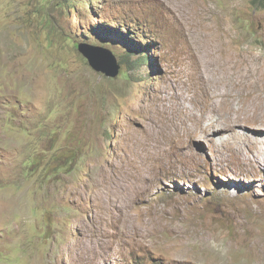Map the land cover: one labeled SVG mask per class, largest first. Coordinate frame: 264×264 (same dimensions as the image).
I'll use <instances>...</instances> for the list:
<instances>
[{
    "label": "rangeland",
    "instance_id": "obj_1",
    "mask_svg": "<svg viewBox=\"0 0 264 264\" xmlns=\"http://www.w3.org/2000/svg\"><path fill=\"white\" fill-rule=\"evenodd\" d=\"M262 3L0 0V264H264Z\"/></svg>",
    "mask_w": 264,
    "mask_h": 264
},
{
    "label": "bare ground",
    "instance_id": "obj_2",
    "mask_svg": "<svg viewBox=\"0 0 264 264\" xmlns=\"http://www.w3.org/2000/svg\"><path fill=\"white\" fill-rule=\"evenodd\" d=\"M202 83H203L202 96L211 94L209 91L210 88L207 85V83L205 81H202ZM166 97L169 98V95L164 94L163 98L166 99ZM171 105H172L173 110L182 111L181 120H182V123L185 125V128L188 129V132L191 131L192 127L198 126L207 134L208 133H210V134L220 133V132H227V135L231 133L233 136H236V135L238 136L240 134L237 130L233 129L232 122L230 120H229L227 126H226V123H224L220 120H217V119L211 120L207 125H202L201 116L204 115L207 117L214 118L215 116L218 115V112L220 111L219 105H217V103L214 102V100L210 96H207V98L205 99L203 107H201V109L199 110L203 115L202 114L200 115L199 111L196 113V110H194L191 107L185 108L183 105V102L179 98H177L175 101H173L171 103ZM254 113H257L259 115L264 116V96L260 99V101L250 111L245 112V118L250 119L251 115ZM204 116H203V118H204ZM251 141H253V140H251ZM251 141H249V142H251ZM256 142L257 141H255L254 143H256ZM251 144H253V143H251ZM256 146H257V144H256ZM253 152H254V150H253Z\"/></svg>",
    "mask_w": 264,
    "mask_h": 264
},
{
    "label": "water",
    "instance_id": "obj_3",
    "mask_svg": "<svg viewBox=\"0 0 264 264\" xmlns=\"http://www.w3.org/2000/svg\"><path fill=\"white\" fill-rule=\"evenodd\" d=\"M82 55L87 59L88 64L97 71H103L106 75H115L117 73V67L110 68L105 64L102 58L96 56V52L103 54L107 60L114 62V57L112 54L105 49H98L96 47H91L86 44H79L78 46Z\"/></svg>",
    "mask_w": 264,
    "mask_h": 264
},
{
    "label": "trees",
    "instance_id": "obj_4",
    "mask_svg": "<svg viewBox=\"0 0 264 264\" xmlns=\"http://www.w3.org/2000/svg\"><path fill=\"white\" fill-rule=\"evenodd\" d=\"M252 1V3L254 4V5H259V6H262L263 5V0H251ZM140 55L144 58L145 57V55L144 54H142L141 52H140Z\"/></svg>",
    "mask_w": 264,
    "mask_h": 264
}]
</instances>
